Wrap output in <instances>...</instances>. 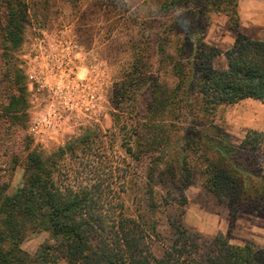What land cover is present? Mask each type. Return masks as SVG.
I'll list each match as a JSON object with an SVG mask.
<instances>
[{
  "label": "trees",
  "instance_id": "trees-1",
  "mask_svg": "<svg viewBox=\"0 0 264 264\" xmlns=\"http://www.w3.org/2000/svg\"><path fill=\"white\" fill-rule=\"evenodd\" d=\"M157 2L150 16L137 20L139 38L132 40V59L115 87L112 131L100 138L84 135L51 155L29 151L23 183L12 195L9 181L0 182V264H264V247L256 242L233 244L230 234L189 229L183 193L198 165L204 191L218 206L233 217L264 216V175L256 159L264 130H248L236 145L215 124L223 106L245 100L264 105V36L252 39L238 31L239 0ZM123 3L126 7L127 0ZM28 13V0H0L1 177L19 162L9 142L27 116L26 78L15 54L24 43ZM211 13L227 16L226 31L237 34L222 71L210 64L219 53L203 43ZM179 29L185 37L175 48L172 36ZM172 47L177 84L166 94L159 77ZM144 90H149L145 111L137 107ZM119 135L124 156L114 152ZM27 137L24 152L31 146ZM160 167L173 195L167 202L172 213L162 223L159 211L165 206L155 186ZM137 168L146 170L137 193L146 198L139 197L135 214H129L123 195ZM42 232L50 236L31 256L21 245Z\"/></svg>",
  "mask_w": 264,
  "mask_h": 264
},
{
  "label": "rangeland",
  "instance_id": "rangeland-1",
  "mask_svg": "<svg viewBox=\"0 0 264 264\" xmlns=\"http://www.w3.org/2000/svg\"><path fill=\"white\" fill-rule=\"evenodd\" d=\"M28 2L29 19L24 43L15 54L26 78L27 116L20 124V131L12 133L9 142L12 148L14 146L13 153L19 157V162L13 172L5 171V177L0 176L1 183L9 181L7 194L10 195L23 183L25 157L29 151L37 149L45 155H51L84 135L95 134L100 138L112 131L115 87L132 59V40L139 38L137 24L143 20L141 18L150 16L158 6L157 0H127L126 7L123 0ZM239 4L238 31L249 34L253 39L263 38L264 1L239 0ZM210 18L203 43L219 53L210 64L213 69L222 71L228 67L226 53L232 47L235 37L232 34H237L226 31L227 16L211 13ZM134 20H138L135 25ZM172 37V46L178 48L185 37V30L179 29ZM173 47L159 77L161 89L166 94L177 84L171 71V61L177 54ZM142 92L137 107L145 111L149 90ZM119 100V104L124 102ZM125 111L132 113L131 109ZM126 117L128 115H124V118L130 123ZM215 119L217 128L226 132L231 142L239 145L248 130H264V105L258 101L245 100L233 106H223ZM26 137L31 146L24 152L22 150L26 144H22ZM121 140L119 135L114 152L124 156L126 154L121 148ZM136 140L137 137L133 144ZM109 145L112 143L109 142ZM112 153L110 151V155ZM259 155L256 159L264 175V148ZM190 161L192 165L195 164L192 159ZM164 169H157L159 178L155 184L165 206L164 211H159L161 223L173 210V206L167 207V202L173 199L171 191H168L171 184L159 175ZM136 170L137 175L131 176L130 186L123 195L129 214H135L139 197L141 200L146 198L144 193L137 194L146 182V170ZM199 171L197 165L191 184L183 192L188 200L184 217L187 227L210 236L230 234L233 244L252 241L264 247V216L240 213L233 217L227 209L218 206L211 195L205 193ZM135 182L136 189L133 186ZM177 193L175 191L174 195ZM157 197L160 199L159 195ZM160 229L163 232L168 230L165 226ZM49 236L47 232L32 233L23 241L21 248L35 256Z\"/></svg>",
  "mask_w": 264,
  "mask_h": 264
},
{
  "label": "crops",
  "instance_id": "crops-1",
  "mask_svg": "<svg viewBox=\"0 0 264 264\" xmlns=\"http://www.w3.org/2000/svg\"><path fill=\"white\" fill-rule=\"evenodd\" d=\"M258 1H264V0H258ZM232 35H234L235 37L233 38V40H232V43H231V45L233 46L234 45V42H235V40H236V36L237 35H235V34H232ZM249 34H247V36H248ZM249 37V36H248ZM251 38V37H250ZM253 39V38H252ZM258 39H260V38H258ZM232 48V47H231ZM230 50V49H229ZM228 51V50H227ZM226 69V68H225Z\"/></svg>",
  "mask_w": 264,
  "mask_h": 264
}]
</instances>
